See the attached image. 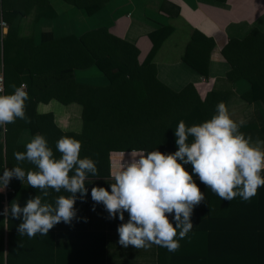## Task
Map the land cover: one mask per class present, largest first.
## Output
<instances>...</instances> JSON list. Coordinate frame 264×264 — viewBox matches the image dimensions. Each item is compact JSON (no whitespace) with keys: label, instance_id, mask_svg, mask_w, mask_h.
Masks as SVG:
<instances>
[{"label":"trees","instance_id":"obj_1","mask_svg":"<svg viewBox=\"0 0 264 264\" xmlns=\"http://www.w3.org/2000/svg\"><path fill=\"white\" fill-rule=\"evenodd\" d=\"M66 1L94 14L108 0ZM169 33L168 30L159 34L160 39L153 44L150 53L140 59L138 48L109 28L64 41L55 39L52 33H44L41 45L35 48H29L32 40L25 42L10 28L0 52V61L4 62L5 94L11 85L19 87L26 81L29 95L25 102L26 115L31 123L17 119L8 124L7 146L23 129L30 128L34 134L46 138L54 157L59 159L61 153L56 150V143L61 137L79 140L82 143L80 158L89 157L97 165L98 175L89 174V180H111L113 152L174 153L177 150L174 130L179 121L192 126L209 120L218 103L228 102V96L210 92L202 99L193 85L175 92L158 80L153 59ZM12 46L16 47L15 54L11 53ZM213 46L212 40L196 32L184 57L186 63L206 78ZM222 53L231 67L229 79L249 83L250 89L244 98L250 103L264 104V33L253 29L242 40H230ZM85 70L97 71L106 78L107 84L80 83L78 72ZM50 101L64 106L81 105L82 130L63 131L53 112L40 113L39 104ZM240 131L253 140H264V125L246 123ZM25 151L26 148L17 150ZM10 154V150L5 152L0 147V176L6 165L10 169ZM184 167L192 172L191 165ZM31 170H36L34 165ZM193 179L205 194V200L194 208L191 218L194 227L179 241V250L170 252L165 248L164 253L167 251L169 257L167 264H264V187L249 201L236 197L230 202L220 199L198 177ZM110 180L107 182L109 191V185L114 182ZM16 196L17 192L9 190V186L5 189L0 186V211L5 201L11 204ZM5 219L0 216V264H6V229L11 232L10 220ZM164 253H160V264H165ZM8 263L11 264L10 256Z\"/></svg>","mask_w":264,"mask_h":264},{"label":"crops","instance_id":"obj_2","mask_svg":"<svg viewBox=\"0 0 264 264\" xmlns=\"http://www.w3.org/2000/svg\"><path fill=\"white\" fill-rule=\"evenodd\" d=\"M3 23L6 24L5 27ZM10 28L19 38L25 39V42L33 41L29 48L40 46L44 33H52L55 39L64 41L100 28H109L126 42L135 45L140 59L150 53L153 44L160 39L159 34L169 30V35L160 44L153 59L158 80L175 92L193 85L202 99L210 92L225 94L228 96V111L235 121L244 120L246 123L264 125V104L250 103L244 98L250 89L249 83L229 79L231 67L222 53L223 47L230 40H242L253 29L264 33V0H108L94 14H89L66 0H0L1 53ZM196 32L214 42L209 52L208 78L184 60ZM21 47L24 48L23 45ZM15 51L16 47L12 46L11 53L15 54ZM204 55H208L206 50ZM0 73L4 75L3 60L0 61ZM78 74L80 83L96 86L107 84L106 78L97 71L85 70ZM9 88L8 94L13 90L12 87ZM54 102L57 101L39 104V112H53L57 125L63 131L75 132L73 127L77 119L82 117V106L76 103L67 105L69 109L58 117L59 113L54 112ZM6 133L0 129V147L5 152H11L10 168L19 166L26 172L29 168L32 169V164L28 161L18 163L14 153L18 148L25 149L36 134L30 128H25L17 138H12L8 147ZM130 153L111 154V180L88 179L85 182L88 195L84 198L85 202H81L77 194V217L70 225L61 222L47 235L37 234L29 238L17 231L22 219H14L9 215L6 222L10 220L11 232L6 229V264H9V256L11 264H160V253H164L165 247L153 245L146 250L130 245L123 248L118 243L117 232L121 221L118 218L110 219L104 206L94 204L91 199V188L98 186L108 189L107 182L114 181L113 173L120 170L121 164L130 162ZM6 167L8 168L7 165ZM8 186L12 192H17L14 201L21 207L25 206L29 198L41 194L39 189H33L26 181L22 183L15 177ZM48 191L50 195L45 199L53 204L58 196L70 195L63 189L59 193L52 189ZM5 205L10 206L7 201L4 202ZM93 207L95 211L92 210ZM127 220L128 214L125 213V222ZM164 256L167 264V251Z\"/></svg>","mask_w":264,"mask_h":264},{"label":"clouds","instance_id":"obj_3","mask_svg":"<svg viewBox=\"0 0 264 264\" xmlns=\"http://www.w3.org/2000/svg\"><path fill=\"white\" fill-rule=\"evenodd\" d=\"M2 80L0 73V93H4ZM11 87V94H0V129L4 133L7 125L17 119L31 123L26 115L27 85ZM245 124L244 120L235 121L226 104L220 102L207 121L192 126L179 121L174 130L177 148L174 153L132 150L130 162L121 164L120 170L113 173L110 191L92 187L94 204H102L110 219L121 221L117 228L119 245L125 249L131 245L147 250L156 245L170 252L179 250V241L194 227L191 219L194 208L205 200L194 176L222 200L231 202L240 197L249 201L256 196L258 189L264 187V140L246 137L240 131ZM81 148L79 140L61 137L56 143V150L61 153L57 159L46 138L36 134L26 144L25 152L14 153L18 163L28 161L36 170L26 172L19 166L6 167L0 176V186L7 188L15 177L41 192L29 198L25 206L13 201L0 213L6 217L5 221L9 215L22 219L17 227L20 235L29 238L47 235L55 225L61 222L70 225L77 217V194L85 202L88 195L85 182L89 174L98 175L93 159L80 158ZM185 165H191V173ZM48 189L57 193L63 189L70 195H60L54 204L49 203L45 199L50 195Z\"/></svg>","mask_w":264,"mask_h":264},{"label":"rangeland","instance_id":"obj_4","mask_svg":"<svg viewBox=\"0 0 264 264\" xmlns=\"http://www.w3.org/2000/svg\"><path fill=\"white\" fill-rule=\"evenodd\" d=\"M53 108H54V112L59 113V114H57L58 117H60V115H63L62 112H64V110L69 109L68 106H64L59 102H54ZM82 127H83V121H82V117H81V119H79V120L77 119V122L74 124L73 131H75V132L81 131Z\"/></svg>","mask_w":264,"mask_h":264},{"label":"built area","instance_id":"obj_5","mask_svg":"<svg viewBox=\"0 0 264 264\" xmlns=\"http://www.w3.org/2000/svg\"><path fill=\"white\" fill-rule=\"evenodd\" d=\"M3 25V27H5L6 26V24L5 23H3L2 24ZM3 75V74H2ZM22 84H26L25 82H23ZM27 85V84H26ZM2 86H3V88H4V92H5V78H4V75H3V80H2ZM28 90V86H27V88H26V91ZM3 94V93H2ZM9 190H11L12 191V189L11 188H9ZM6 207V205L4 206V208ZM3 208V209H4ZM3 212V210L2 211H0V213H2ZM1 217H5L4 215H0ZM6 218V217H5Z\"/></svg>","mask_w":264,"mask_h":264}]
</instances>
